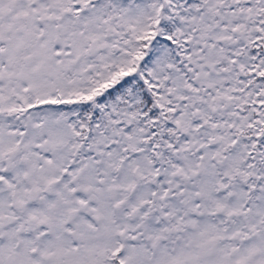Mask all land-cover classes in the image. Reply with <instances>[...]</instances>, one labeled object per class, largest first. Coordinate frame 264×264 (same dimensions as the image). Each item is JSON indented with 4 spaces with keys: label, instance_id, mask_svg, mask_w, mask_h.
Returning <instances> with one entry per match:
<instances>
[{
    "label": "snow or ice",
    "instance_id": "snow-or-ice-1",
    "mask_svg": "<svg viewBox=\"0 0 264 264\" xmlns=\"http://www.w3.org/2000/svg\"><path fill=\"white\" fill-rule=\"evenodd\" d=\"M0 264H264V0H0Z\"/></svg>",
    "mask_w": 264,
    "mask_h": 264
}]
</instances>
